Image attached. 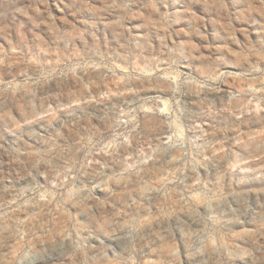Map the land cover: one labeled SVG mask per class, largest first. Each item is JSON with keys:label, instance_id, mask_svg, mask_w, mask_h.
I'll list each match as a JSON object with an SVG mask.
<instances>
[{"label": "clouds", "instance_id": "clouds-1", "mask_svg": "<svg viewBox=\"0 0 264 264\" xmlns=\"http://www.w3.org/2000/svg\"><path fill=\"white\" fill-rule=\"evenodd\" d=\"M190 3L0 0V264H264V0Z\"/></svg>", "mask_w": 264, "mask_h": 264}, {"label": "rangeland", "instance_id": "rangeland-1", "mask_svg": "<svg viewBox=\"0 0 264 264\" xmlns=\"http://www.w3.org/2000/svg\"><path fill=\"white\" fill-rule=\"evenodd\" d=\"M165 2L169 5L171 12L168 21L171 30L175 33L178 28L183 27L188 33L187 35L184 33L177 35L174 55L178 60H190V43L196 42L202 45L205 42L196 35L197 28L202 29L203 25L195 21L186 9H195L201 16L207 17L209 20L216 16V12L205 5L192 4L190 0H162V4ZM208 27L213 45L224 41V34L216 25L209 23ZM262 219L264 217L253 213L249 222L257 223Z\"/></svg>", "mask_w": 264, "mask_h": 264}]
</instances>
